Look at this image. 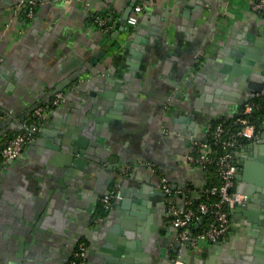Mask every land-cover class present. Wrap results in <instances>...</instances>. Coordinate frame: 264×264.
Here are the masks:
<instances>
[{
	"label": "crops",
	"instance_id": "0c3cea01",
	"mask_svg": "<svg viewBox=\"0 0 264 264\" xmlns=\"http://www.w3.org/2000/svg\"><path fill=\"white\" fill-rule=\"evenodd\" d=\"M144 1L43 0L27 19L14 12L20 0H0V264H67L80 241L87 264L175 258L161 176L177 206L210 184L185 156L264 85V18L250 0H159L121 30ZM97 18L116 29L105 34ZM69 79L44 124L59 150L35 142L2 165L8 141L35 125L31 110ZM77 147L89 158L82 170L67 159ZM235 158L236 190L255 201L231 211L224 241L187 250L185 264H264V135ZM119 188L124 203L108 211L103 196Z\"/></svg>",
	"mask_w": 264,
	"mask_h": 264
},
{
	"label": "built area",
	"instance_id": "2783aa9c",
	"mask_svg": "<svg viewBox=\"0 0 264 264\" xmlns=\"http://www.w3.org/2000/svg\"><path fill=\"white\" fill-rule=\"evenodd\" d=\"M43 0H20L15 6L14 12H25L27 19L35 16L39 5ZM159 0H145L133 7L129 15L127 26L134 29L145 10L156 5ZM251 10L264 18V0H250ZM97 25L105 34L114 31L117 25H113L106 19L97 18ZM66 93L59 92L54 95L49 105H43L36 109L35 115L42 120L52 109L59 108L65 101ZM264 110V95H256L247 102L234 120V129H229L220 124L210 130L207 136L211 140H194L192 150L185 156L186 164L199 167L206 171L210 167L215 168L218 184L208 187L200 192L205 195L206 201L201 203L198 211L192 208L193 195L191 191L186 194L182 206H177L172 200L175 192L168 179L161 176V187L169 201L171 224L179 230L178 242L182 246L197 248L201 243L219 244L224 241L231 230V211L242 205L246 197L236 190L237 164L235 154L241 142H256L264 135V119L255 120L254 114ZM35 130H27L19 133L8 141L1 150L2 165L19 158L27 145L36 137ZM206 136V137H207ZM122 193L115 189L109 195L103 197V204L111 208L115 201L122 200ZM209 216L210 222L201 229V218ZM199 225L198 228L196 226ZM200 229V230H199ZM199 230V231H198ZM89 245L81 241L74 253L70 264H87ZM178 264V263H176Z\"/></svg>",
	"mask_w": 264,
	"mask_h": 264
},
{
	"label": "water",
	"instance_id": "95a60500",
	"mask_svg": "<svg viewBox=\"0 0 264 264\" xmlns=\"http://www.w3.org/2000/svg\"><path fill=\"white\" fill-rule=\"evenodd\" d=\"M132 10H133V6H129L127 8V10H126V14L127 15H125L124 17H122L121 20H120L121 30H123V31L125 30V27L127 25V21H128V18H129V15L131 14V11ZM72 80H73V77H72ZM70 83H71V80L69 79V80H66L65 82L61 83L59 86H57L56 89H55V91L53 92L54 95L57 94V93H59V92H63V91L65 92L66 87L69 86ZM253 94H254L253 97H255L258 94L264 95V85H261L259 88H255ZM37 108H38V106L34 107L33 110H31L32 111L31 117H30L29 121L26 123V125H27V124L30 123V121H33V122L35 121V125H29V128H32V130H35L37 133H39V137L38 138L35 137V139L30 144H33L35 142H41L44 145H46L47 147H49V148H53V149H58L59 150V148L57 146H55V145H53V144L50 143V142L53 143V141L52 140H49V137L47 135L49 133V131L44 126V124L46 123V121L48 119V116H49V113L50 112L42 120L39 121L38 117L35 115V111H36ZM55 109L58 110V108H55ZM52 110H54V109H52ZM21 131L24 132V127L23 126L21 127ZM64 144L66 146H68L67 143L64 142ZM68 150L70 151V154H67V159L68 160H72L73 166H78L79 169L82 170L84 168V166L89 165L88 160H87L89 158L87 157L86 150H84L82 148H78V149H68ZM239 173H240V169L238 168L237 169L236 178H239L238 177ZM119 189L118 190L122 193L123 199L122 200L115 201L111 208H107L108 211L109 210H113V208H116V204L118 206L119 204H123L124 203V197H126L127 194L123 193V191L121 190V188H119ZM239 193H241L242 195H244L246 197V200H245V202L242 205H239L238 207H236V211L239 210V209L241 211H243V210H245V208H248L250 206L249 205L250 203H252V202L255 201L254 200V195L252 193H250V192H247V191L246 192L245 191H241ZM109 194H110V192H107L104 196L109 195ZM198 227H199V225L196 226V228H198ZM176 232L178 233L179 230L176 229ZM86 237H89L88 234L86 235ZM139 243H140V241L136 242V246ZM189 249L190 248L188 246H182L181 244H176L175 245V250H174V253L176 254L175 255V258L174 257H171V258L169 257L168 259L170 260V262H168L167 264H176V263L185 264L186 263V260H187V257H188V255H186V251L189 250ZM137 252L138 253L135 254V257L137 255H140V254L143 253L142 246L139 247V248L137 247Z\"/></svg>",
	"mask_w": 264,
	"mask_h": 264
},
{
	"label": "trees",
	"instance_id": "16d2710c",
	"mask_svg": "<svg viewBox=\"0 0 264 264\" xmlns=\"http://www.w3.org/2000/svg\"><path fill=\"white\" fill-rule=\"evenodd\" d=\"M107 17H108V15L105 16V18H107ZM107 20H108V19H107ZM254 116H255V120H257L258 118H259V119H264V110L255 113ZM235 118H236V116H235L234 118H232V119H228V118H221V119H218L217 121H215V122L212 123V128H214V127H216V126H218V125H220V124H223V125H225L227 128H229V129H234V128H235V126H234V120H235ZM212 128H211L210 130H213ZM205 140H211V139H210L209 136H207V137L205 138ZM205 172H206L207 175L210 176V184L207 186V188H208V187H211V186H214V185H216V184H218V183H215V178H217V177H216V172H215V168H214V167H210V168H208ZM205 201H206V197H205V195H202L200 198H194L193 201H192V202H193V204H192V208H193L195 211H198V207H199V205H200L201 203L205 202ZM210 219H211V217H209V216L202 217V218H201V221H200V222H201V227H200V229H201L203 226H205L206 224H208V223L210 222ZM200 229H199V230H200ZM199 230H198V231H199Z\"/></svg>",
	"mask_w": 264,
	"mask_h": 264
},
{
	"label": "flooded vegetation",
	"instance_id": "af4514ba",
	"mask_svg": "<svg viewBox=\"0 0 264 264\" xmlns=\"http://www.w3.org/2000/svg\"><path fill=\"white\" fill-rule=\"evenodd\" d=\"M51 112V111H50ZM38 134V133H37ZM111 192V191H110ZM105 207V206H104ZM106 208V207H105ZM81 242V241H80ZM79 242V243H80ZM79 245V244H78ZM78 245H77V247H78ZM77 247H76V249H77ZM76 249H75V251H74V253L76 252ZM74 253H73V255H72V257L69 259V261H68V263L67 264H70L71 263V261H72V259H73V256H74Z\"/></svg>",
	"mask_w": 264,
	"mask_h": 264
}]
</instances>
